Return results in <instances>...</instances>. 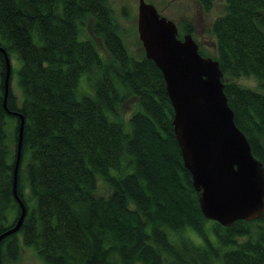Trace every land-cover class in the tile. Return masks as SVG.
Segmentation results:
<instances>
[{"label":"trees","instance_id":"trees-1","mask_svg":"<svg viewBox=\"0 0 264 264\" xmlns=\"http://www.w3.org/2000/svg\"><path fill=\"white\" fill-rule=\"evenodd\" d=\"M197 1L207 11L214 0ZM224 2L210 26L215 52L198 50L218 60L234 121L264 166V0ZM89 18L105 57L82 34ZM189 27L178 24V36ZM0 45L18 61L6 105L24 116L16 193L26 209L0 239V264L24 245L46 264H264V210L228 226L203 215L161 70L143 47L128 49L107 0H0ZM5 70L0 51V233L21 212L19 117L3 104ZM242 76L257 87L234 80ZM129 95L137 107L125 120Z\"/></svg>","mask_w":264,"mask_h":264},{"label":"water","instance_id":"water-1","mask_svg":"<svg viewBox=\"0 0 264 264\" xmlns=\"http://www.w3.org/2000/svg\"><path fill=\"white\" fill-rule=\"evenodd\" d=\"M136 30L146 57L155 62L165 80L174 135L199 191L203 215L225 226L237 219L257 218L264 210V166L234 121L218 60L202 55L191 33L179 37L176 22L152 2L138 0ZM0 51L6 66L3 104L19 117L14 192L21 206L15 223L0 233L1 239L19 229L26 209L16 193L24 116L6 105L10 58L1 45Z\"/></svg>","mask_w":264,"mask_h":264},{"label":"rangeland","instance_id":"rangeland-1","mask_svg":"<svg viewBox=\"0 0 264 264\" xmlns=\"http://www.w3.org/2000/svg\"><path fill=\"white\" fill-rule=\"evenodd\" d=\"M116 15L119 24V30L128 49L137 54L142 50L141 43L136 30L137 5L138 0H107ZM152 2L162 15L173 19L178 24L187 22L194 28L193 36L199 42V46L205 53L213 54L215 52V37L210 30L213 19L223 12L224 0H214L212 7L205 11L199 5L197 0H146ZM82 34L91 37L97 45L101 54L105 57L106 51L100 39L94 36L90 31V18L86 20V25L82 29ZM12 66L17 67L18 61L12 57L10 59ZM86 74H82L80 78V86L90 90ZM237 83L244 86L257 87V81L252 76H242L234 79ZM12 92L20 99L21 90L15 74L11 77ZM135 95H129L124 99L119 108V115L123 119H127L129 115L136 109L137 101ZM109 191L108 185L100 178L97 183V193L106 195ZM21 236L20 232H18ZM196 239H198L196 237ZM2 264H46L36 253L32 246L24 245L21 253L16 260H4ZM214 264H222L217 261Z\"/></svg>","mask_w":264,"mask_h":264},{"label":"flooded vegetation","instance_id":"flooded-vegetation-1","mask_svg":"<svg viewBox=\"0 0 264 264\" xmlns=\"http://www.w3.org/2000/svg\"><path fill=\"white\" fill-rule=\"evenodd\" d=\"M176 24H177V27H178V23L176 22ZM190 30H187V31H184V32H182L181 33V36H179V37H182V35L184 34V33H187V32H189V33H191V35H192V37L194 38V34H193V32H194V28H192L191 27V25H190ZM180 32H179V28H178V34H179ZM195 39V38H194ZM197 43H198V46H199V42L198 41H196Z\"/></svg>","mask_w":264,"mask_h":264}]
</instances>
